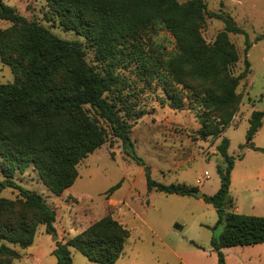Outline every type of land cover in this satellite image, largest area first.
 <instances>
[{
	"label": "trees",
	"instance_id": "1",
	"mask_svg": "<svg viewBox=\"0 0 264 264\" xmlns=\"http://www.w3.org/2000/svg\"><path fill=\"white\" fill-rule=\"evenodd\" d=\"M45 1L58 24L81 35L85 42L62 39L0 0V19L11 23L0 29V61L14 75L11 82L0 83V191L6 187L19 191L14 199L0 195V264L20 258L5 242L20 248L30 246L39 224L48 233L55 232L54 208L40 194L16 184V170L23 172L33 166L42 183L60 195L77 178L79 161L112 137L143 164L126 148L133 146L130 120L145 111L136 108L131 92L119 84L121 67L133 66L147 83L157 79L173 109L183 108L187 99L188 108L196 111L201 139L219 137L230 125L240 104L236 89L250 72L245 58L244 69L234 74L238 54L227 36L244 31L222 13L208 11L205 0ZM207 17L224 22L212 44L201 34ZM162 30L173 38L170 50L149 43V37ZM86 45L94 53L92 63L86 59ZM249 47L246 39L245 53ZM180 84L186 94L178 88ZM263 116V111L251 113L245 144L260 152L264 147L255 146L251 139L262 126ZM228 145L226 138L217 145L226 158L225 166H217L218 190L201 195L216 211L215 226L222 225L219 235L210 240L216 264H224L222 248L264 243V216L232 210L228 193L234 159L228 156ZM146 186L149 191L181 196L198 191L185 183L156 182L148 169ZM129 234L124 224L105 215L64 243L57 241L55 264H72L71 248L90 261L113 264Z\"/></svg>",
	"mask_w": 264,
	"mask_h": 264
},
{
	"label": "rangeland",
	"instance_id": "2",
	"mask_svg": "<svg viewBox=\"0 0 264 264\" xmlns=\"http://www.w3.org/2000/svg\"><path fill=\"white\" fill-rule=\"evenodd\" d=\"M3 1L27 19L45 25L58 37L85 42L81 35L58 24L45 0ZM205 2L208 11L222 13L244 31L227 33L238 54L232 67L234 74L244 69L245 58L250 63L249 74L236 89L240 104L230 125L219 137L201 139L197 132L200 124L196 111L188 108L187 99H184L183 108L173 109L157 79L147 83L133 66L121 67L119 84L131 92L136 108L145 111L141 117L130 120L129 135L133 146L126 148L143 164L125 153L120 140L112 137L110 142L79 161L77 178L60 195L52 193L42 183L33 166L23 172L16 170L15 183L40 194L54 208L53 225L57 237L52 240V232L48 233L45 226L39 224L30 246L20 248L5 242L20 254V258L11 264H55L53 250L57 241L64 243L105 215H111L130 232L122 254L113 264H216L217 255L210 240L219 235L222 225L215 226L217 214L213 206L195 195L149 191L146 170L156 182L185 183L196 187L201 194H213L220 186L217 166L226 164V158L217 150L223 138L228 139L227 153L234 159L228 195L240 207L238 213L258 216V201L264 199V152L245 144L251 113L264 112V0ZM10 26L9 21L0 19V29ZM223 28L222 19L207 17L201 34L206 43L212 44ZM246 39L250 42L247 53L244 52ZM149 43H160L167 50L174 46L172 36L165 30L150 36ZM86 59L90 63L94 59V53L87 45ZM13 78L10 67L0 61V83L11 82ZM177 86L182 88L181 84ZM182 91L186 94L184 88ZM251 142L264 147V116L262 126ZM117 183L119 186L109 192ZM0 195L14 199L19 196V191L6 187ZM222 251L224 264H264V243L225 247ZM71 256L72 264H100L72 248Z\"/></svg>",
	"mask_w": 264,
	"mask_h": 264
},
{
	"label": "crops",
	"instance_id": "3",
	"mask_svg": "<svg viewBox=\"0 0 264 264\" xmlns=\"http://www.w3.org/2000/svg\"><path fill=\"white\" fill-rule=\"evenodd\" d=\"M231 178V177H230ZM263 191H264V189H262ZM232 199V198H231ZM232 203H233V207H232V210L234 211V212H240L239 211V206L238 205H236V204H234V202L232 201ZM251 208L252 209H255L254 208V206H251ZM243 214V213H242ZM245 214V213H244ZM264 214V199H263V202L261 201H258V216H264L263 215ZM222 249H225V248H222Z\"/></svg>",
	"mask_w": 264,
	"mask_h": 264
},
{
	"label": "water",
	"instance_id": "4",
	"mask_svg": "<svg viewBox=\"0 0 264 264\" xmlns=\"http://www.w3.org/2000/svg\"><path fill=\"white\" fill-rule=\"evenodd\" d=\"M194 195L197 197H201L202 194L200 192L196 191V192H194ZM52 236H53L52 240L57 237L55 232H52Z\"/></svg>",
	"mask_w": 264,
	"mask_h": 264
}]
</instances>
